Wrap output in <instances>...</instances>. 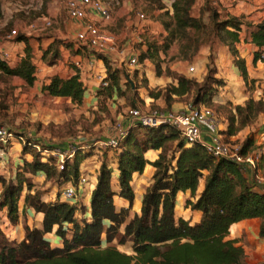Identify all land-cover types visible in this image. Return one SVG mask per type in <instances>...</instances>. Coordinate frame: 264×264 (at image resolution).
Wrapping results in <instances>:
<instances>
[{
    "label": "trees",
    "instance_id": "trees-1",
    "mask_svg": "<svg viewBox=\"0 0 264 264\" xmlns=\"http://www.w3.org/2000/svg\"><path fill=\"white\" fill-rule=\"evenodd\" d=\"M155 3L159 4L156 8L161 9L163 15L170 14L161 0H148L149 7ZM192 3L193 0H173L171 3L175 22L172 36H177V32L185 34L187 28L197 31L204 28L202 20L189 14ZM213 15H216L215 12ZM241 24L238 18L226 15L214 26L219 40L229 46L233 64L244 82L254 83L255 80L249 78L244 59L239 57L235 48L240 41ZM250 35L251 42L257 47L254 58L257 61L264 48V20L255 25ZM192 36L189 41H192ZM28 39L24 34L16 35V42L25 43V53L14 66L0 57V73L18 76L32 85L35 81V64ZM65 46L72 54H79L82 50V47L72 43ZM53 47L51 44L44 51L43 60L50 54V63L54 62L58 49L51 51ZM165 47L168 45L165 44ZM159 50L161 47L148 45L139 55L140 62L153 59L157 76L162 74ZM96 57L106 67L105 79L108 83L98 92L108 99L124 97L126 88L131 84H128L120 69L111 65L110 60L100 54ZM212 62V57H209V65ZM208 68V74L201 84L196 78L165 69V74L176 83L168 84L156 93L149 91V97L157 99L163 95L167 104L171 105L172 98L193 93L192 105L208 107L205 104H211L212 98L214 101L217 87L224 85L222 79L212 76L215 71ZM48 80L41 86V92L68 98L76 104L83 102L86 86L78 70L70 76L53 75ZM130 101L134 105L132 98ZM225 105H230V102H225ZM230 106L226 116L227 127L219 132L228 138L237 135L264 112V92L260 93L258 100L250 96L243 104ZM254 142L253 136H246L241 144V153H253ZM32 148L25 145L23 152ZM77 148L73 158L66 160L61 170L55 157L42 160V154L34 149L33 161H26L24 165L32 173L41 172L46 180L53 179L62 187L78 179L83 160L91 155L88 150L84 152ZM149 150L159 151L153 161L145 156ZM146 165L153 169L151 181L143 193L139 213L129 218L128 209H116L114 196L118 195L132 205L133 175H141ZM117 170L118 191L115 192L111 186V165L103 157L90 196L89 216L85 215V208L79 209L74 203L62 200L61 190L53 200L45 199L43 191L34 190L31 193L33 184L23 172H18L10 180L0 174V207L7 209L10 220L18 221L19 201L24 187L28 190L24 197L25 206L42 214L41 227L25 224L24 237L18 243H11L0 233V264H242L243 250L235 246L233 240H224L233 223L257 218L260 220L259 236L264 237V187L257 188L250 183L234 161L211 155L200 142L186 143L171 125L157 128L130 126L118 149ZM254 172L261 173L264 179L263 153L256 161ZM179 194L189 195L185 199L184 209L199 212L200 216L194 222L190 218L192 214L176 217ZM77 212H80V217L76 216ZM53 231L61 239V246L52 245L45 238V234ZM116 238L119 244L130 242L132 253L121 252L113 245L103 246L104 242L109 244Z\"/></svg>",
    "mask_w": 264,
    "mask_h": 264
},
{
    "label": "rangeland",
    "instance_id": "rangeland-1",
    "mask_svg": "<svg viewBox=\"0 0 264 264\" xmlns=\"http://www.w3.org/2000/svg\"><path fill=\"white\" fill-rule=\"evenodd\" d=\"M52 1L53 0H0V39L3 37L5 40L6 36H8L11 30L16 31V34L12 37V39H15L16 35L19 33L25 34L27 31L31 32L29 37L32 39V41L29 47L32 54V61L35 64V81L32 85H28L24 79L18 76H8L0 73V125L11 127L16 133L25 136L27 140H31L32 142L39 144L42 148L44 147L49 149L53 146H57L60 147L64 152L66 150H68L69 152L71 147H74L75 149H78L77 147H80L84 152L88 150V152H91V155L87 157L86 160H84L82 166L84 171L83 175L87 176L86 173L90 174V170H93L95 168L97 160H99V158H101L103 154L105 155L113 151L108 147L100 146V142H104V140H108L110 137L115 136L119 130L118 125L122 129L125 128L120 121L121 118H118L119 114L123 118L125 116L124 114H128L129 107H137L145 112L154 110L161 112L184 110L186 107L182 109L183 106L189 104L190 101L193 100L194 95L193 93H191L183 97H174L172 98L173 101L171 100V105L167 104L163 95H161L157 99H153L149 97V91H153L156 93L158 89L163 90L168 84L171 83H167L164 86L161 84L154 85L153 83H150L151 85H149L147 77H145V75H143L142 77L140 76L141 74L139 72V69L141 67L137 69L133 66L123 65L122 68H120L121 72H123V77L126 78L128 84L130 83L133 87L131 85H128L124 93V100L117 101L115 99L106 98V95H104L103 93L100 94V92H98L100 87H102L100 85V82L98 84L99 76L102 79L106 78V67L103 64L102 60L98 59L96 55L100 54L106 57L108 60L112 61L110 59L112 53L109 52L108 55V51L105 53L93 51L92 48L80 44L75 39L76 33L82 29L83 23L81 20L78 21L76 19L69 18L73 22L79 23V29L76 33L71 32L67 37H56L48 45H46L45 42L43 44L41 43V40L47 38L53 33L52 30L60 28L61 31H64L65 24L68 23L67 15L63 10L64 4L61 2V0H54L58 11L55 16L51 15L50 10L48 9V3ZM99 1L103 4V6L105 5L107 9H113L116 2V0ZM136 1L141 5L137 4V7L134 8L133 11H135V14L137 11H141L144 14V18L149 15L150 20L156 21L154 19L159 18V20L161 21V33L158 32L157 34H155L152 40H147L145 42V47H148V45L155 46L156 48L161 47V50H159V52L161 51V54L158 52L159 59L163 62H166L167 64H183L182 66H185L187 70V77L192 78H199L198 76H196V74L198 73L197 71H195V73L193 74H191V72L193 71H188V68L190 66L193 67L194 65V62H192L193 58L197 55L204 56L207 59L206 74L203 76L201 81H198L199 84H201L204 78L207 76L209 69L208 67H211L215 71V75L212 74V76L219 78L216 76L218 74V62L216 61L218 49L225 48L229 52L231 57H233L229 46L219 40V36L217 35L216 28L214 26L215 22L226 18V14L222 11H219V8L216 7V5L218 6L220 4L219 0H193V3L189 8V14L196 19L202 20L204 28L198 31L195 29L187 28L185 34L182 32H177L175 34L177 36L171 35V30L175 29V22L171 7L168 8L170 13H168L169 15H163L164 12L161 10L160 17L158 15H154V12L159 10L158 8H156V6H158L159 4L155 3L153 7H149L148 5L150 4H148V0ZM170 1L171 0H165L163 2V0H161V4H163V6H169ZM215 1L217 3H214ZM214 12L216 15H213ZM91 13L92 16L101 18L100 15L96 12ZM154 16L157 18H155ZM94 21L97 22V20ZM105 21L107 22V25L99 23L100 27L103 29H105L106 27L109 28L108 26H110V24H108L109 19H105ZM47 22L49 23V25H47ZM241 22L242 27L239 31V38L240 41L242 40L244 43H246V40L248 39L249 41H251L250 34L255 25L251 23L247 25L246 23L248 22L244 20H242ZM243 30L244 34H241L240 36V33H242ZM192 34L195 35L192 36ZM190 36H192V41H189ZM67 43H72L76 47H82V50L79 54H81L80 56L83 57L84 60H86L85 62L83 61V64L93 68L95 67L93 61L99 60L104 67L103 74L98 73L96 77L95 74H93L92 76V74L89 72L90 82L94 86H96L97 89L95 88L96 90L93 89L91 91H88L81 104L72 103L68 98L63 99L64 97H54L48 95L47 93L41 92V86L51 76L59 75L62 77H67L74 74L78 69L77 68L75 70L73 68L74 70H70L72 73L70 72L69 74L68 67H73L74 65L72 62L69 63L72 51L66 48L65 45ZM51 44H53L54 46L51 51H53L55 48L58 49L57 58L53 63H50V54L46 56V60H43V53ZM165 44H167L168 47H165ZM253 47L254 61L257 47ZM133 48L141 50L140 47L136 45ZM195 49L197 50L196 52ZM15 55L16 54L13 55V61L9 63L10 66L16 65V63L18 62L16 59L17 55ZM90 55H93L92 57L94 59L88 60V57H90ZM209 57H212L213 59V62L210 63L211 65H209ZM149 61L152 64V69L150 70L144 65L142 66V68H147L145 72L148 73V76H151L154 72L157 71V67L155 66L153 59ZM52 66H54V68L49 69ZM78 71L80 72L79 69ZM218 76L222 75L219 74ZM224 76H226L225 78L228 79L227 74H225ZM219 79H221V77ZM225 85L228 86L224 81V85L217 87L214 95L220 92H224L225 94H227V91H232V93H230L234 94L233 89L231 90V88L226 87ZM239 86L241 92L243 93V97L239 102H237L238 100L229 101L230 105L243 104L245 100H247L250 96L258 100V93L264 92V79L259 83L258 89L257 86H254V83L246 84L244 82L243 88L241 83L239 84ZM95 92L96 94H94ZM131 98L136 102H134V105L130 101ZM225 102L219 103V101H216V99H214L213 101L212 98L211 104H205L213 111L215 118L218 120L219 126L221 127H219L220 129L218 131L220 133L223 132L227 127L226 116L227 112L231 108L230 105H225ZM223 124L224 126H222ZM249 135L253 136L255 141L252 150L254 152L259 151L260 154H262L264 152V112L258 115L256 120L253 121L250 125L241 129V131H239L237 135L228 138L225 135L221 134L223 140L231 144H233V142L242 144L246 136ZM23 148V145L16 143H14L12 147H10L9 154H7L5 158L3 157L4 159L0 160V173L3 174L2 176H4L6 180H10L15 178L18 172H23L25 177L28 178V180L33 184L31 193L34 190L43 191L45 192V199H47L49 196L54 199V197L58 194V191L62 190L64 185L62 187L59 186L58 182L54 181L53 179L42 180V177L40 176H42L43 174L41 172L32 173L29 168L24 165V163L26 161H33L35 152L34 150L36 149H26V152L24 153ZM97 149H100L102 154L97 153ZM38 175L39 177L37 178ZM256 175H259V180L256 179ZM245 177L257 188L258 186L259 188L264 187V179L261 177V173H248ZM88 186L89 182H87L85 185L79 186V188L81 190H84L87 189ZM27 193L28 190L26 189V187H24L21 193V197H25ZM181 196L182 200L180 198ZM84 197L85 192L83 191L80 195L77 196L75 202L79 201V199L81 198L83 200ZM180 197L179 205L176 210V217L184 215L182 214V211L183 207H185V199H187L189 195H180ZM132 214L133 213L131 212L129 218H132ZM76 216L80 217V212H77ZM25 218L26 215L25 213H23V215L20 216V221L18 223H15L8 217L7 209L5 207H0L1 235L6 237L7 240L13 244L18 243L22 239L20 229L24 226V224H26ZM190 218L193 222L197 220V217L195 215L193 216V213ZM30 221L31 224L38 223L35 217H30ZM257 221L259 222L260 226V220L257 219ZM1 235L0 238L2 237ZM259 237L263 238L261 236ZM107 245H113L117 247L121 252H130L129 254L132 253L131 243L125 242L124 244H119L118 238L114 239L109 244H107L106 242L103 243V246ZM234 245L240 247L244 252V260L242 264H264V245L259 243L254 245L253 242L248 241H246L247 246L245 249L242 247V245Z\"/></svg>",
    "mask_w": 264,
    "mask_h": 264
},
{
    "label": "crops",
    "instance_id": "crops-1",
    "mask_svg": "<svg viewBox=\"0 0 264 264\" xmlns=\"http://www.w3.org/2000/svg\"><path fill=\"white\" fill-rule=\"evenodd\" d=\"M102 1H104V0H102ZM164 1L165 0H163V2ZM172 1L173 0L170 1L169 6L165 5L166 9L170 8ZM219 1H220L219 2L220 6L218 5L219 6L218 7L216 5V7L219 8V11L224 12L226 15L234 16L241 21L242 20L247 21L248 22V23H246L247 25L249 23H251L253 25H257L258 23H260L264 20V0H219ZM214 3H217V2L215 1ZM137 4L141 5L140 3H137L136 0H116L115 6L113 7V9L108 8L110 16H111V18L109 19V23H108V24H110V26H108L109 28L106 27L105 29L110 31L115 36V38L117 39V41L121 47H128V48L132 47L133 48L135 45L139 46L141 50H138V49H135V50L140 55V52L144 51L146 49L145 42L147 40L148 41L152 40L154 38L155 34H157L158 32L161 33V24H160L161 21L159 20V18L155 17L157 15L161 17V9L154 12V15H155L154 17L158 19V20L154 19L156 21L150 20L149 15H147L143 19H140L138 14H140V13L143 14V13L141 11H137L135 14V11H133L134 8L137 7ZM48 9L50 10L52 16H55L57 14L58 10L56 8V3L54 0L50 3H48ZM88 16L94 20H97V22L100 24L107 25V22L102 18H98V17L92 16L90 14H88ZM70 20L71 19H69L67 16V22L68 23L65 24V30L61 31L60 28L52 30L53 33L50 36H48L47 38H44L43 40H41V43L43 44L45 42L46 45H48L56 37L57 38L58 37H67L71 32L76 33L77 30L79 29V25H78L79 23L73 22L72 20L71 21ZM117 26L119 29L117 28ZM111 28L113 31L111 30ZM30 33L31 32L27 31L24 34L26 37L29 38L28 39L29 45H31V41H32V39L29 37ZM241 34H244V30L242 31V33H240V36H241ZM7 39H10V40H7ZM253 46H255V44L252 43L251 41H249V39L246 40V43H244L242 40L239 41L238 43H236V48L238 50L239 56L242 59H244V61H245V65L247 68L249 78L255 80L254 86L255 87L257 86V89H258L259 83L261 82V80L264 79V61H262L261 59H258L257 61H253V48H254ZM24 49H25V43L23 41L16 42L14 39L8 38V36H6L5 40L3 37L0 39V50L9 51L12 54V56L14 54H16L17 55V58H16L17 61H19L20 58L24 55ZM159 53L161 54V51ZM80 55L81 54H72L70 56V62L69 63L72 62L74 66L68 67V70H69V74L74 67L76 69L78 68L80 70L81 79H82L84 85L86 86V93H85V95H86L88 93V91H91L95 88L97 89V87L94 86L90 82L89 72L92 74V76H93V74H95V77H96L98 73L103 74L104 67L102 66V63L99 60L93 61V63L95 64V67H93V68L88 67L87 65L83 64V61L85 62L86 60H84L83 57H81ZM92 56L93 55H90V57H88V60L94 59ZM160 57H161V55H160ZM110 59L112 60V61H110L111 65L115 68L120 69V68H122L123 65L126 66L125 63H122L123 60L118 58L115 55H112L110 57ZM216 61L218 62L217 63L218 74L216 76L219 78L221 77V79H223V81H225L226 84L228 85V86H226V85L225 86L231 88V90L233 89L234 94H231L232 91H230L231 93L229 91H227V94H225L224 92H220V93L216 94L217 96L214 99H216V101H219V103H223L225 101H235V100H238L237 102H239L241 100V98L243 97V93L240 90L239 84L241 83L242 88H243L244 81H243V78L241 77V75L239 73V70L233 64V57H231V55L229 54V52L225 48H220V49H218ZM192 62H194V65H193L194 70H193V72H191V74H193V73H195V71H197L198 73L196 74V76H198L199 78H196V79L198 81L199 80L201 81L203 76L206 74L207 59L204 56L197 55L193 58ZM76 63H78V65H76ZM143 65L145 67L149 68L150 70L152 69L151 68L152 64L149 61V59H144L142 62H139V64L137 66H135V68H137V69L139 67L142 68ZM182 65H179L176 63L167 64L166 62L162 61V62H160V66L162 68V74H160L158 76L155 74V72L151 76H148V73L145 72L147 70V68H144L145 70L143 68L142 69L140 68L139 72L141 74L140 75L141 77L143 75H145V77H147V80L149 81V85H151L150 83H153L154 85L155 84H161L164 86L167 83H174V84L176 83L175 81L173 82V79L170 76L165 74V69H169L172 72H175L178 74H183V75L187 76L186 75L187 70H186L185 66H182ZM53 68H54V66L50 67L49 69H53ZM88 70H91V71H88ZM224 73L228 75V79L225 78L226 76H224L225 75ZM219 74H221L223 77L218 76ZM48 81L49 80L47 79L45 81V83H48ZM98 84H99V81H98ZM226 87H224V88H226ZM94 94H96V92ZM259 95H260V93H258V97H259ZM63 99H66V98H63ZM116 100L117 101L124 100V98L120 97L119 99L117 98ZM185 107H186V105H184L183 108L181 106L182 109H184ZM124 115L125 116L122 118V116L119 114L118 118L119 119L121 118L120 121L122 122L123 126L128 129L132 125V122H131V119L128 117L127 114H124ZM222 126H224V124ZM219 127L220 126L218 125L217 132L221 128V127L220 128ZM208 136H210V132L208 130H206L205 128H203L202 129V138L207 139ZM111 150H113V151H111L105 155L103 154V156L101 158H99V160H97V164L93 170H90V174L86 173L87 174L86 177L88 178L89 186L87 189H84V190L80 189L79 190V195L84 191L85 197L83 200L81 198V199H79V201L74 202V204L77 205L79 209H81V207L85 208V212H86L85 215L86 216H89V213H90V196H91V192H92L93 188L95 187L96 176L98 173L100 162L103 159V157L108 159V161L111 165V168H112V179H111L112 189L115 192L118 191V182H117V175H118L117 155H118V150H116V149H111ZM97 153L102 154L100 149H97ZM158 153H159V151L149 150L146 152L145 156H146L147 160L153 161L157 158ZM84 160H86V159H84ZM84 160H83V162H84ZM83 162H82L81 168H80V176H84L83 175L84 171L82 168ZM152 173H153V169L151 168V166L146 165L145 169L141 175H139V174L133 175V188H134L133 203H132V205H130L127 200L119 197L118 195H115L114 196V204H115V207L117 210L128 209L129 215L131 212L133 213L132 215L139 213L140 206H141V199H142L143 193L145 192L146 186L151 181ZM248 173L251 174V172H248ZM248 173L244 172V175L246 176ZM38 177H39V175L37 176V178ZM40 177H42V180L45 179L43 175ZM69 183H70V181L65 183L64 186L66 184L68 185ZM135 184H136V186H135ZM180 195H182V194L178 195L176 209L179 205ZM22 197L20 198V201H19V217H18V221L16 223H18L20 221V216H22L23 213H25L26 225H28L30 227H38L39 228L41 226L42 214L36 213L31 207L25 206L24 197L23 198ZM180 198L182 200V196ZM47 199L53 200V198L51 196H49ZM188 211H189L188 209H184V207H183L182 214L185 215V214H192L193 213V216L195 215L197 217V219L199 218V216H200L199 212H197V211H192V212L189 211L188 212ZM30 217H35V219L37 220L38 223L31 224L30 223L31 222ZM20 231H21V238H23L24 237V226L20 229ZM258 233H259V222L257 221V218L244 219V220H241L239 222L233 223L232 228L229 229V234L224 238V240H233L234 244L242 245V247L244 249L247 246L246 241L253 242L254 245L257 243L264 245V237L260 238ZM45 238L47 240H49L52 245H55V246H61L62 245L61 239L56 234H54V231L51 233L45 234ZM126 253L129 254L130 252H126Z\"/></svg>",
    "mask_w": 264,
    "mask_h": 264
},
{
    "label": "built area",
    "instance_id": "built-area-1",
    "mask_svg": "<svg viewBox=\"0 0 264 264\" xmlns=\"http://www.w3.org/2000/svg\"><path fill=\"white\" fill-rule=\"evenodd\" d=\"M61 2L64 4L63 8L68 18L78 21L81 20L83 23L82 29L75 35V39L80 44L89 46L96 52L105 53L108 51V55L110 52L112 55L122 59V63H125L126 66L135 67L139 64V54L135 49L132 47H121L111 32L101 28L99 23L88 16V14H92L91 12H96L102 19H110L108 9L99 0H61ZM138 16L140 19L144 18V15L141 13ZM47 25H49L48 22ZM15 34L16 31L11 30L8 38H12ZM0 57L7 63L13 61V56L9 51L0 50ZM260 59L264 61V48L261 51ZM188 70L193 71V67L190 66ZM99 82L102 87H106L108 84L100 76ZM127 115L131 119L132 127L143 126L157 128L164 125H171L180 133L186 143L200 142L211 155L234 161L243 172H251L254 174L256 161L260 152L255 151L249 154H242L241 144H231L224 141L221 134L217 132L218 120L215 118L213 111L208 107H197L189 103L184 110L165 112L157 110L145 112L140 108L132 107L128 109ZM118 128L117 134L108 140H104V142H100V146L118 150L129 129H122L119 125ZM203 128L210 132V136L207 139L202 138ZM14 143L33 147L42 154V160H45L49 156L55 157L60 170L63 169L66 160L73 158L77 150L71 147L69 152L68 150L64 152L57 146L42 149L39 144L27 140L25 136L16 133L11 127L0 125V160L9 154L10 147ZM256 179L259 180V175H256ZM87 182L88 179L86 176H79L75 182L70 181L60 192L62 200L74 203L79 195V186L85 185Z\"/></svg>",
    "mask_w": 264,
    "mask_h": 264
}]
</instances>
